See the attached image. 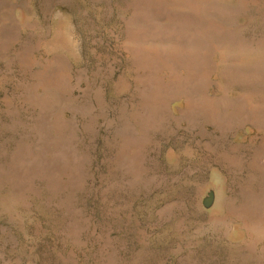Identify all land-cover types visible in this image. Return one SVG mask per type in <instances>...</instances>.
I'll return each instance as SVG.
<instances>
[{
    "label": "rangeland",
    "instance_id": "374dc122",
    "mask_svg": "<svg viewBox=\"0 0 264 264\" xmlns=\"http://www.w3.org/2000/svg\"><path fill=\"white\" fill-rule=\"evenodd\" d=\"M0 264H264V0H0Z\"/></svg>",
    "mask_w": 264,
    "mask_h": 264
}]
</instances>
